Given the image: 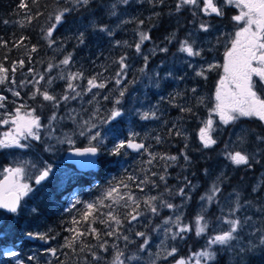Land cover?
<instances>
[{
	"label": "snow or ice",
	"instance_id": "snow-or-ice-1",
	"mask_svg": "<svg viewBox=\"0 0 264 264\" xmlns=\"http://www.w3.org/2000/svg\"><path fill=\"white\" fill-rule=\"evenodd\" d=\"M90 0H73L74 4L77 5H88ZM149 2L155 3V0H149ZM164 0H159V3H163ZM33 6H38L39 0H31ZM118 4L128 5L129 0H114V2L109 5V12L111 15H117ZM190 7L193 12V16L198 13H202L205 17H211L215 15L216 17H223L225 15V7L232 6L238 9V13L232 16V20L237 25V29L234 33L230 34L229 45L226 47L224 52V63L223 65L208 63L207 67L201 66L199 70H196V75L207 79L206 73L212 71L216 68H223V75L220 77L216 90H215V103L209 110V116L206 120L201 122L202 126L198 129V138L200 143L204 148H211L217 144V139L214 138L213 133L217 131L215 127V121L213 116L219 118V122L223 125L234 124L241 117H255L260 121L264 122V98L259 93H264V0H177L175 5L176 12H180L185 7ZM20 8L27 9L25 13V19L28 24L42 15L39 11L32 14L31 8H28L25 0H21ZM73 9L63 8L59 9L54 17L50 16V20H54L47 29H42L45 33V39L48 41L49 47L56 44V39L53 38V33L56 29L65 22L66 14L70 13ZM158 15V14H157ZM128 21H124L127 23ZM8 23V21H4ZM144 21L140 20L139 24H143ZM23 26V24H22ZM212 28L211 23L207 20L202 21L199 24L200 31L208 33ZM100 32L107 33L111 36L112 30L107 26H98ZM223 35V34H222ZM24 38H21L23 40ZM79 44H84L85 36L83 32H80L76 37ZM151 36L147 32L139 33V40L134 44L135 51L137 54H142L141 46L145 41L150 40ZM220 37H217V42H219ZM6 46L7 42H0ZM117 43H120L119 41ZM127 43V42H125ZM14 46L23 47L22 43ZM132 47V45H129ZM37 48L33 45L30 48V53L36 52ZM161 52H167V48H161ZM179 51L186 53L189 57L201 56L203 49L197 48L195 42H189L185 39L181 41ZM28 55V60L31 62V55ZM5 60L7 57L4 58ZM127 56H121L117 61L119 65V70L115 73V84L121 85L122 78L127 76V69L129 65L126 63ZM145 68L147 67L148 57H144ZM72 53H68L59 62V64L49 63L47 70L50 72L54 68H59L60 71L56 77L49 76L45 79L44 74H40L38 78L34 75L31 79L21 80L17 83L15 79V74L18 67L23 68L25 66V60L20 59L14 61L11 67H6L3 62H0V86H7V91L11 92L14 97H20L21 92L17 88H24L28 85L32 86V92L29 97L31 100H36L37 97L42 98V102H49L54 109H58L62 102L67 103L70 100H75L78 97H83L93 89H105L110 78H102L103 74L98 73L90 78H85L84 73L81 71L73 72L69 67L72 64ZM191 67V64L189 65ZM144 72L142 68L140 70ZM29 73H34L33 68L28 69ZM159 77V73L156 74ZM167 76H172V73H167ZM258 77L259 81H254L253 77ZM56 79L65 81V89L59 96L50 92L49 87L53 84ZM87 79L86 86H81L77 81ZM183 79V77H180ZM41 81L45 82V87L41 88ZM156 87H159V80L155 82ZM79 89V90H78ZM127 91V86L121 87L119 89V96L114 100V106L108 111L107 116L101 118L100 122L102 124H110L112 122H117L118 118L122 117L123 113L120 109L122 99ZM192 93L196 92V88L191 89ZM94 93L93 95H97ZM180 93L169 94V103L174 107H179L181 112L192 113L191 107H185L177 105L175 103L176 97L180 96ZM104 99H109L105 96ZM164 100L165 97H161ZM8 96L0 94V124L9 125V130L5 131L0 137V149H28L31 144L27 141L41 139V129L47 127L49 130V136L54 133L52 128V122L58 119L57 114L53 111L52 115L49 117V124L47 126L41 123V117L37 115V109L30 107L27 103H20L13 110H8L7 108ZM91 103V101H89ZM15 103V102H14ZM199 103H203L201 99ZM158 107L150 110L149 112H144L141 114V119H159L157 115ZM75 111V110H72ZM99 109L96 113L88 119L84 120L82 124L79 125L80 136H85L89 141V146L83 149L76 148L75 155L85 156L91 155L96 156L100 152L106 151L105 149V137L101 135L98 130V125L95 123ZM73 119L71 115L68 117ZM59 119H63L60 117ZM96 129L95 131H93ZM175 136H184V132L181 130L177 124L172 125V129L169 130V135L173 134ZM137 133H131L130 137L126 139H121L118 142H113V147L107 150V154L111 156H120L123 154L122 150L131 149L137 153L145 152L148 154L149 159L145 161L147 165H153V161H164V166L161 172L153 171L151 168H141L140 171L145 174L143 177H138L134 174H127L124 179H121L116 185H110L105 193L97 198V200L92 202H84V208L78 210V214L73 216L71 219V226L65 229L67 232L71 233L70 236L64 237V244L61 248L72 249L73 252L76 251L77 245H79V251L84 252L86 249L91 253L92 259L99 264L101 259L95 251H92L91 245L84 243L83 238L92 236L96 239L97 245L95 247L102 249L107 252L109 250V244L107 239H102V237H115L117 240L123 239L127 247V243L130 242L129 236L123 234L122 230L130 231L134 223H150L149 215L158 217L160 211L163 208L173 210L175 213L179 206L165 200L163 198L164 193H159L158 195H150L149 193L153 188H159V182H163L165 185V192L172 194V189L167 187V169L171 166L168 162H177L178 157L174 155L158 154L155 152H150L149 148L151 145H145L143 142H138L136 137ZM157 143L162 142L160 136L154 138ZM255 139L264 144V135H257ZM24 141V142H22ZM61 143L67 142L69 144H74L75 142L71 137H66L65 140H61ZM246 142V133L243 131L237 138V145H243ZM187 148V144H185ZM46 151H51L52 146H48ZM181 155L183 159L188 162L190 160L189 156L182 152ZM225 155L226 158L231 161L232 164L240 166L245 165L251 167L252 163H259L255 160L254 154H249L247 151L240 148L236 150L233 148L229 150L228 145H225ZM88 165H93L95 161L88 160L84 161ZM33 168L36 166L33 164ZM53 167L50 164H44L41 168L37 169L38 175L35 176V184L41 185L52 173ZM207 172V169H205ZM26 174V167L24 163L17 162L15 166H6L3 168L0 175L3 176L0 179V209H5L10 213L18 214L21 208V201L24 197L28 196L34 191V189L26 182H23V178ZM156 177L157 179H153ZM133 186L139 189L142 195H137L133 191ZM185 186L189 187L191 181L185 177ZM145 188L148 192H145ZM221 192L220 185L218 183H213L208 192L201 196V201H207L209 204L217 201V194ZM175 195L180 197L190 199L188 193L185 191V187L179 188ZM81 203L77 200L72 208L76 207V204ZM236 207L229 208L227 215H225L224 207L220 206V215L216 218L217 224H226V228H222L219 231L213 229L214 234L207 236L205 246L196 251L191 252L188 256H180L179 250L176 246L166 248L164 241L158 246L164 249L165 255L164 259L167 260L169 257L173 258V264H212L216 260L217 252L214 250V246H227L233 248L236 254L241 259L248 255L264 254V229H257L259 233L258 238L253 241L249 240L248 243L241 244L238 249H236L232 242L239 241L241 239V233L246 225H248L251 217H246L241 219L236 215L237 211L241 208L239 201V194H237ZM120 209H124L123 212ZM33 213L37 212L36 208L31 209ZM71 211V209H67ZM97 223L103 224L105 230L101 231L94 225ZM125 224L128 228L125 229ZM174 226L177 230L173 231ZM209 230V220L206 219L203 211L198 213L194 218V231L197 237L205 235ZM49 232H31L25 233L28 239H38L44 243H50L51 240L55 239L51 236ZM153 231H162L165 240L171 239L173 241L179 239L184 240L185 235L193 231L192 224H185L182 222V215L176 214L175 219L172 216L166 217L160 224H157ZM135 236L142 239V243L139 245V252L144 253L151 247V236L145 231H136ZM252 235H255L253 233ZM4 237V233H0V239ZM112 247L116 248V254L111 262V264H128L129 261L136 260L139 261L140 257L137 255L126 256L125 252L118 248L117 245L113 244ZM52 256H57L58 248H48L46 250ZM7 255L12 257H18L19 252L11 250ZM67 255V254H65ZM152 255L151 253L149 254ZM156 259L160 258V254H154ZM124 257V259H121ZM29 260H33L34 257L29 256ZM16 264H23L22 261L17 260ZM63 264V262H61ZM87 264V261H85ZM151 264H156V260L152 259Z\"/></svg>",
	"mask_w": 264,
	"mask_h": 264
},
{
	"label": "trees",
	"instance_id": "trees-1",
	"mask_svg": "<svg viewBox=\"0 0 264 264\" xmlns=\"http://www.w3.org/2000/svg\"><path fill=\"white\" fill-rule=\"evenodd\" d=\"M20 2L21 0H0V42H7L6 46L0 43V62H3L6 67L10 68L14 61L20 59L25 60V66L23 68L18 67L15 74L17 83L21 80L31 79L34 75L38 78L40 74H44L45 79L49 76L56 77L60 69L54 68L48 72L46 71L48 64H59L65 55L72 53L73 62L69 66L71 71H81L84 73L85 78H90L98 73H102V78H110L106 88L110 89L109 93L112 95L125 85L127 86L126 92L136 86L137 78H135V75H139L138 70L142 67L143 63V59L136 53L134 47V44L139 40L140 32H147L151 36V39L145 41L141 48L147 46L152 48L163 46L164 48L170 46L169 48H173L175 51L174 45L170 42L173 41L176 43L177 40L178 42L180 39L185 40V29L192 28L195 19L201 18L196 16L190 17L193 15L191 14L192 10L190 7H187L185 13H182L183 10L179 13L176 12L175 5L177 0H164L163 3H159V0H155V3L149 2V0H144L135 3L134 5L132 4L129 8L125 6L122 7V4H118L116 9L117 14L120 10H123L124 12L127 11L128 14L123 12L124 14L120 16V20L115 24L114 22L117 15L113 16L109 12V5H111L114 0H90L88 5H77L73 3V0H39L38 6H33L31 0H25L28 8H31L32 14H35L37 11L42 14L34 19L31 24H28L25 19L27 9L20 8ZM63 8H71L73 10L66 14L65 22H63L53 33V38L56 39L57 43L52 45V47H49L48 41L45 39V33L42 29H47V27L54 22V20H50L49 17H54L55 13ZM212 19L214 20V17H212L210 21H212ZM140 20H143L144 23L139 24ZM218 20L220 19H216V21ZM4 21H8V23H4ZM124 21L128 22L124 23ZM101 25L107 26L111 29L113 34L109 36L107 33L100 32L98 26ZM80 32L84 33V44H79L76 39ZM21 38L24 39L21 40ZM118 41L120 43H117ZM20 43L24 46H14ZM33 45L36 46L37 51L30 53V48ZM129 45H132V47H129ZM171 52L172 50L168 53L166 52L162 56H164V58L168 57ZM29 53L32 58L31 62L28 60ZM150 54L152 55L148 56H151V58L153 57V61L161 55L157 52ZM121 56H127L126 63L129 65V68L127 69V76L123 78L122 84L118 86L115 84V73L119 70L117 61ZM5 57H7L6 60L4 59ZM29 68H33L35 72L29 73ZM18 74H20L22 78L17 77ZM206 76L207 79H196V81H194L195 84L201 87V91L205 95L211 92L214 85V74H208ZM86 82L87 79H83L76 83H79L83 87ZM40 87H45L44 81H41ZM24 88H27V90L22 91L21 88H17V90L21 92V96L17 97V99H12L14 96L10 98L8 93V101L9 99L12 101H28L30 107L37 109L36 114L41 117L42 122L44 116L53 109V106L49 102H42L41 97H37L36 100L29 99L33 90L32 86L28 85ZM64 89L65 81L60 79H56L49 87V91L58 96L64 92ZM184 94L187 96V92H184ZM191 94L195 97L194 93ZM199 101V99H194V101H175L177 105L191 107L193 110L192 113L181 112L179 107H174L169 101H163L159 104L161 114L158 119L163 126L158 129L148 130V136L152 137V139L149 140L147 138L148 136L135 132L138 134L136 137L138 142H143L146 146L151 145L149 148L150 152L170 156L179 155V161L177 160L175 163L168 162L171 166L167 169L166 178L168 176L174 177L176 174L175 177L192 173L189 178L201 180V178L198 177L199 171L206 168L207 161L210 160L209 154L207 156L204 151L199 152V148L195 144L196 141L194 139L196 126L193 124V118L194 116L202 117L204 113V109L200 106L202 103H199ZM135 123L134 120L133 124L135 125ZM174 123L181 128L184 132V136H175L174 129L173 134L169 135V130L172 129ZM199 123L200 121L198 124ZM122 127L123 125L121 128ZM263 130L264 128L261 129V132H263ZM260 133L256 131L254 134L261 135ZM156 136L162 138L161 143L156 142L154 139ZM128 137H130V135L125 132L116 131L115 129L110 136H106L104 141L106 151L100 152L96 155V168L93 173V175H95V180L91 181L90 178L87 180V176H75V178H73L74 181H70L61 191L59 190V192L52 193V195H56V199L51 204L44 207L43 205L37 207L38 215H31L34 222H31L32 220L29 221L30 218L26 219L21 215L17 216L20 217V221L19 218L16 217L18 225H21L24 221L26 224L28 223L25 226L23 225V229L27 232H49V230H51L49 234L54 236L55 239L51 240L49 245L51 248L59 249L57 256H52L48 253L46 251V243L41 240L39 241L40 247H35V245L30 255L27 254L26 250L22 251V246L27 243V241L23 239L18 240V242L10 240V243H7L9 240L6 241L0 239V249L4 246L14 248L15 251L20 253L18 257L23 264H61V262H63V264H85L84 260H80L89 252L87 249L84 252H80L79 245H77L76 251L73 252L72 249L60 247L64 244V237L71 235V233L67 232L65 229L71 226V219L78 214V210L84 208V202L97 200V198L105 193L110 185H116L121 179H124L127 174H134L142 178L145 173L140 171L141 168H151L153 171L157 172H161L163 169L164 161L157 160L153 161V165H147L145 161L149 159V157L145 152L130 153L124 149L122 150L123 154L120 156H111L107 154V150H110L113 147V142H118L119 140ZM80 139L81 137L76 141L77 144L74 143L71 145L80 146L84 145L83 143L89 145V142H82ZM182 142L189 144L190 146L185 148ZM249 142H251V144L249 143L247 146L250 149L252 145L255 146H252V148L259 149L261 147V143L258 141H250L249 139ZM212 147L215 149L210 152L211 155L216 151L218 152L220 145H214ZM181 151L186 153L190 158L186 164L181 163ZM180 165L181 167L177 168V166ZM254 170H256V164L254 163H252L251 167L245 165L235 166L232 170L233 174L219 182L221 192L226 190V187L229 186L228 190L235 191L241 196L249 187ZM110 176L111 178L109 179L108 177ZM153 179L157 178L153 177ZM158 183L159 188H155L151 192L163 190L161 182L158 181ZM146 189L147 188H145V190ZM133 191L136 192L137 195H142L139 192V189H136L134 186ZM62 194L65 199L67 198V200L69 199V201L72 202L70 207L68 205L67 207L54 205L58 200H61L60 195ZM193 198L194 196L186 207L182 220L189 217L188 212L190 211V208L193 209L194 206ZM77 200L81 201V203L76 204V207L72 208V205ZM67 209H71V211H67ZM120 211L123 212L124 209H120ZM204 215L210 222L215 219L217 213H214V211L209 209ZM210 216H212V218H209ZM159 218L160 219L149 215V220L151 221L153 219L150 223H142L145 227L135 223L133 230H130L129 232L132 233L138 231V229H142L141 231H145L151 236L154 227L157 225H155L154 221L159 223L163 221L161 215ZM33 224L36 226H33ZM94 226L101 231L105 230L103 224L97 223ZM126 227L127 224H125V229H127ZM37 228L39 230H37ZM209 230L203 235V237L199 238L200 242L201 240L206 239L205 237L211 233ZM123 232H125V230ZM196 237L195 232L192 231L185 235L184 240L177 239L173 241L179 250L180 256H186L189 252L195 250L197 244ZM102 239H107L108 243L111 242L109 237H102ZM83 240L84 243L93 246L94 250H98V248L95 247L97 241L94 237L88 236L83 238ZM17 245L21 246L18 247ZM214 250L217 252V257L212 264H225L222 251L219 250L217 246H214ZM29 256L34 257V259L29 260ZM252 258L253 257L251 256L246 257V264H252ZM262 260V262L256 264H264V254H262ZM85 261H87V264H94V261L89 258H85Z\"/></svg>",
	"mask_w": 264,
	"mask_h": 264
},
{
	"label": "rangeland",
	"instance_id": "rangeland-1",
	"mask_svg": "<svg viewBox=\"0 0 264 264\" xmlns=\"http://www.w3.org/2000/svg\"><path fill=\"white\" fill-rule=\"evenodd\" d=\"M144 0H129L128 5L122 4V7H131V5L135 3H139ZM226 8H229L231 10L230 13H227L223 17H216L215 15L211 17H205L201 16V14H197L196 17H201L198 19H195L192 25H194L192 28L185 29V39L189 40V42H195V46L197 48L203 49L201 56L196 57H189L186 53L180 52L179 47L181 40L175 43L171 41L170 43L174 45L175 51L173 48L164 47L167 48L168 52H171V54L168 55V57L162 56L166 52H161L160 49L163 48V46H158L157 48L152 47H145L142 48V54H139L140 57L143 59L142 67L138 70L139 75H135V78H137V83L135 88L129 90L125 93V96L122 99V103L119 106L123 115L122 117L118 118L117 122H112L110 124H102L100 122L101 118L107 116L108 111L112 109L114 106V100L119 96V91H117L115 94L109 93V88L105 89H93L92 92L87 93L83 97H78L75 100H70L67 103L62 102L60 107L58 109H52L50 112H48L44 118L42 119V124L47 126L49 124V117L52 115L53 111L56 112L58 119L56 121L52 122V128L54 129V133L49 136V130L47 127L41 129V139L39 141L36 140H29L28 143L31 144V147L28 149H0V160L1 158L6 157V163L8 166H15L17 162L24 163L26 167V174L23 178V182L28 183L29 185L32 183V188L35 189L34 192H37L38 190H41L40 188L42 186H37L35 184V176L38 175L37 169L41 168L44 164H48L49 162L46 160L41 159L39 161L38 159L43 154H48L50 156V159L52 162L50 163H56L57 155L61 149H67L69 147V143L64 142L61 143V140H65L66 137H71V139L74 141H77L80 137V141H88V139L85 136H80L79 131L80 127L79 125L83 123L84 120H88L93 113H96V110L99 109V112L97 114V118L95 119V123L98 125V130L101 132V135L103 137L110 136V134L113 133V130L125 132L128 135H131L133 132L142 133L144 136H148L149 132L148 130H154L161 128L163 125L158 121V119H147L143 120L141 119V114L144 112H149L150 110H153L154 108L158 107L157 115L160 117V106L159 104L163 101H169L168 95L180 93V96L176 97L175 101H194L192 97V88H196V92L201 90V87H199L197 84L194 83V81L204 79L203 77L197 76L196 70H199L201 66L207 67L208 63L213 64H219L223 65L224 63V52L226 50V47L229 45V39L230 34L235 32L234 28L227 27L226 24L232 23V16L238 13V9L232 6H226ZM191 9V8H190ZM183 12L187 10V6L182 9ZM181 10V11H182ZM192 10V9H191ZM233 10H236L233 12ZM120 10L116 16L115 23H117L118 20H120V16L124 13H127V11ZM130 12V11H129ZM193 12V10H192ZM191 12V14H192ZM128 14V13H127ZM191 15L190 17H192ZM214 17V20L210 22V19ZM220 19L216 21V19ZM223 20H222V19ZM192 19V18H191ZM207 20L211 23L212 28L208 33H204L200 31L199 24L202 21ZM226 22V23H225ZM218 24V25H217ZM188 26V24H187ZM190 26V24H189ZM186 27V26H185ZM223 34V35H222ZM217 37H220L219 42H217ZM154 49V50H153ZM160 53L161 55L159 58L157 57L156 60L153 61V57L148 55H152L150 53ZM176 52V53H175ZM148 57L147 61V67L145 68V61L144 57ZM191 64V67L189 65ZM144 69V72H141V69ZM56 72V71H53ZM171 72L172 76H167V73ZM58 73V72H56ZM159 73V77L156 76V74ZM208 74H215L216 78L214 79V83L216 80L218 81L220 77L223 75V68H216L212 71H209L206 73ZM17 77L22 78L20 74L17 75ZM180 77H183V79H180ZM218 77V79H217ZM123 80V78H122ZM159 80V87L154 86L155 82ZM87 84V82H86ZM85 84V86H86ZM118 87V86H117ZM22 91H26L27 88H21ZM79 90V89H78ZM213 90V89H212ZM212 90L209 94L199 95L196 96V99L203 100L206 102H203L202 105H200L204 109V113L202 117L194 116V125L196 126L195 129V144L199 148L200 151H204L205 154H209L210 160L207 161L206 168L199 171V176L201 180H194L191 177L192 173L189 174H183L179 175L178 177H171L168 176L166 178L167 180V187L172 189V194L165 192V185L163 182H161V185L163 187L162 191H156V192H150V195H158L159 193H164L163 198L165 200H168L169 202L179 206L177 211L174 213L173 210L163 208L160 211V215L165 219L166 217L172 216L173 219H175L176 214L184 215L185 209L188 206L189 202L191 201L192 197L194 196V206L193 209L190 208V211L188 212L187 218L182 220L185 224H192L194 229V218L198 213H205L207 210H212L214 213H217L215 216V219L213 221L209 222V228H210V234H214L213 229L216 231L221 230L222 228H226V224H217L216 218L220 215V206L224 207L225 215H227L229 208H235L236 207V199L237 194L235 191L228 190V187H226V190H223L219 194H217V201L213 202L212 204H209L206 200L201 201L200 197L204 196L208 190L211 188L213 183H218L227 178L228 176H231L233 174V168L237 165H234L226 158L225 155V145L227 144L229 147V150H232L235 148L236 150H240V148H243V150L247 151L249 154H254L255 160H258L259 163L256 164V170H254L251 177V181L249 183V187L247 190L240 196L239 195V201L241 204V208L237 211L236 215L239 216L241 219H244L246 217H251V220L249 221L248 225H246L241 233V239L239 241H233V246L238 249L241 244H247L248 241L251 239L255 241L259 233L256 231L257 229H264V144H261V147L259 149L252 148L251 149L247 146L250 141H257L255 137L257 136L254 134L256 131L261 132V129L264 128V122L260 121L258 118L257 120H254L255 117H241L239 120H237L234 124L231 125H223L219 122V118L216 116H213V119L215 121V127L217 128V131L213 133L214 138L217 139L216 146L220 145V148L218 149V152L216 151L213 155L210 154V152L213 151V147L211 148H204L202 144H200L199 138H198V129L200 126H202L201 122L203 120H206L209 116V110L214 105L215 101H208L210 99H213ZM184 92H187L184 94ZM195 92V93H196ZM10 95V98H12V93L7 91V86H0V94H7ZM94 93H98L97 95H93ZM105 96H108L109 99H104ZM161 97H165L164 100H161ZM17 99V97H14L12 99ZM167 99V100H166ZM91 101V103L89 102ZM106 101V102H105ZM38 102V101H37ZM105 102V103H104ZM18 104H15L13 109L18 106ZM34 106V105H33ZM75 110V111H72ZM0 111H3L0 109ZM69 115L73 117V119H69ZM60 117H63V119H59ZM135 120V125L133 124ZM200 123L198 124V122ZM123 127L121 128V126ZM9 125H3L0 124V137H2V134L5 131L9 130ZM133 127V128H132ZM132 128V129H131ZM119 129V130H118ZM94 129L93 131H95ZM246 133V142L243 145H237V138L240 135L241 132ZM261 135H264L263 132L260 133ZM187 135V134H186ZM185 135V136H186ZM149 140L152 139V137H147ZM46 140H48L46 142ZM24 142V141H22ZM183 143V142H182ZM37 148H34V146ZM185 146V143H183ZM48 146H52L51 151H46L45 149ZM187 146H190L187 144ZM255 147V146H254ZM182 151L180 152L181 155ZM178 161H179V155ZM206 157V156H205ZM208 160V159H207ZM181 163H185L186 161L183 159V156L181 155ZM35 165L36 167L33 168L32 165ZM5 165V164H4ZM52 165V164H50ZM58 169H63L61 172L59 170H56L57 172V178L55 177L54 180L56 183L61 186L65 179L71 175L70 170L71 168L67 169L66 167H61L62 165L57 164ZM53 167V165H52ZM180 166H177V168H180ZM205 169H207V172H205ZM0 172H2V168L0 169ZM52 173H50L51 176ZM185 177L189 181H191V185L189 187L185 186ZM109 179L111 178L108 177ZM35 187V188H34ZM38 187V188H37ZM40 187V188H39ZM185 187V191L188 193V196H190V199H186L183 197H180L178 195H175V192L181 188ZM153 188L152 190H154ZM151 190V191H152ZM145 192H148V189L145 190ZM31 194V193H30ZM29 194V195H30ZM71 194V193H70ZM69 194V195H70ZM27 208L33 209L36 207H32L31 204H27ZM4 212V211H3ZM34 213L27 215L24 214V218L29 219L31 221L32 216ZM159 215V216H160ZM22 216V217H23ZM158 216V219H160ZM213 216V215H212ZM210 216L209 218H212ZM19 218L20 221V217ZM14 219V223L16 220V225L18 224V220ZM162 219V220H163ZM153 220V219H152ZM151 220V221H152ZM156 220V219H155ZM31 222H34L33 220ZM25 221L17 228L22 227L23 225H27ZM156 224H160L159 222H155ZM135 225V223H134ZM133 225V227H134ZM33 226H36L33 224ZM140 226L145 227L144 224L140 223ZM170 227H173V231H176L177 229L174 226L169 225ZM133 227L131 230H133ZM128 228V226L126 227ZM155 228V227H154ZM142 229H138V231H141ZM124 231V230H122ZM194 231V230H193ZM129 231L123 232V234L129 236L130 242L127 243V247H125L126 242L123 239L117 240L115 237H109L111 242H109V250L107 252L103 251L102 249H99L96 251L92 247V251H95L98 253L97 255L101 257L99 264H111L117 249L112 247L113 244L117 245L119 249L123 250L125 252L126 256H133L137 255L140 257L139 261L132 260L129 261L128 264H151V260L155 259L156 264H173V258L169 257L167 260L164 259V249L158 247L161 244V241H164L165 247L170 248L172 246H175V243L170 238L165 240L164 234L162 231H153L151 234V247L146 252L141 253L139 252V245L142 243V239L140 237H137L134 235L135 232L128 233ZM195 232V231H194ZM255 233V235H252ZM208 234V235H210ZM207 235V236H208ZM206 239L199 240L200 237L197 238V244L195 250H192L191 252H196L200 249H202L207 240ZM203 237V236H201ZM40 241V240H39ZM31 243H33V240H30ZM35 245L38 246L39 242H35ZM218 249L222 251L225 259V264H246V257L251 256L253 257L251 260H253L251 263L256 264L262 262V254H255V255H248L246 257H243L242 259L237 256L236 251L233 250V248H229L227 246H219L217 245ZM47 249V248H46ZM88 251V250H87ZM9 250L5 249V247L0 249V257H4ZM191 252H189L186 256H188ZM152 254L151 256L149 254ZM156 253L160 254V258L156 259L155 255ZM185 256V257H186ZM8 258H10L8 256ZM12 257V261H13ZM85 258H89L90 260L94 261L92 259L91 253H86V256H83V258L80 261L85 262ZM121 259H124V257H121ZM17 260H14V264H16ZM96 261H94V264Z\"/></svg>",
	"mask_w": 264,
	"mask_h": 264
},
{
	"label": "flooded vegetation",
	"instance_id": "flooded-vegetation-1",
	"mask_svg": "<svg viewBox=\"0 0 264 264\" xmlns=\"http://www.w3.org/2000/svg\"><path fill=\"white\" fill-rule=\"evenodd\" d=\"M224 11H226L227 15H228V13L231 12V10L229 8H226V7H225ZM234 11H236V10H233V12ZM199 14H201V16H203L202 13H199ZM226 25L229 28H234L235 30L237 29V25L235 24L234 21H232V23L228 22V24H226ZM215 78H216V75L214 74L213 79H215ZM217 79H218V77H217ZM253 79H254V81H259L258 77L254 76ZM218 81L216 80V82L214 83V85L212 87V89H213L212 90L213 99H210L208 101H215V99H214L215 90H216V86H217ZM259 94L262 96V98H264V93H259ZM194 95H195V97L192 96L193 100L194 99L197 100L196 96L204 95V93L201 90H199L196 93H194ZM22 102L27 103V104L29 103L28 101H8L7 102V108H8V110L11 111V110H13V107L15 106V104H18V103L20 104ZM254 120L258 121L257 118H254ZM47 141L48 140H46V142ZM74 142H75V144H77L75 140H74ZM83 144L84 145H80V146L69 145V147L67 149L63 148V149L60 150V152L58 154H56L57 155V158H56V163L57 164L62 165L61 167H66L67 169H69V168L72 169V170H70L71 175L65 179L64 183L61 186H59L56 183L54 178L55 177L57 178L56 170H59V172H61L63 169H58L59 166L57 167V164L50 163V162H52V160L50 159V156L48 154H44V155L42 154L41 155V157L38 160L41 161V159L43 158V160H46V161L49 162L48 164H52L53 165V170H52L53 174H51V176H49L44 182H42V184L40 186L43 185V187H41V188L39 187L41 190H38L37 192L33 191L30 195H28V196H26V197H24L22 199L21 208H20L18 214H13V213H10L8 211H4L3 212L2 210H0V233H4V237L2 239L6 240V241L9 240V241H7V243H10V240H14L15 242H18V240H21V239L26 240L27 243L22 246L23 247L22 251L26 250L27 254L30 255L31 252L33 251L34 246H35V242L36 241L39 242V240L38 239H33V241H34L33 243L28 241V239L25 238V236H26L25 233L27 231L25 229H23V226L17 228V226H19V225L18 224L16 225V220H15V223H14V219H16V217L18 215L23 216L26 213H27V215L32 214L31 209L27 208V204H31V206L32 207H36V209H37L38 206L43 205V207H44V206H48L49 204H51L53 201H52V195L49 193L50 189L51 188H61L65 183L68 184L69 181L73 180V178H75V176H83V177L87 176V180L89 178H90L91 181L95 180V175H93V173L95 172L96 164H95V167L93 169L86 170L85 172H77V171H75L73 169V167L70 164H67V163H65L62 160L63 155H64V153L66 151H68L70 149H73V148H83V147H88L89 146V145H86L87 143H83ZM33 146H34V144H33ZM34 148H37V147L34 146ZM6 161H7L6 157L3 156V158H1V160H0V169L2 168V170H3L4 167L8 166ZM95 161H96V156H95ZM1 177H2V175H0V178ZM30 186H32V183L30 184ZM37 186H39V185H37ZM60 198L64 199L63 194L60 195ZM69 203H70V201H69ZM37 213H38V209H37V212H35L34 214H37ZM37 230H39V229L37 228ZM15 244H18V243H15ZM19 244H22V243H19ZM17 246L19 247L21 245H17ZM24 246H25V248H24ZM4 247H5V249H7L9 251L15 250L14 248H11V247H6V246H4ZM35 247L39 248L40 246L38 245V246H35ZM46 248L47 249L50 248L49 243L46 244ZM14 260H20L21 261V259L19 257H14L13 261H12V258L9 259L8 255L6 254L4 257H0V264H2L4 261L5 262L3 264H14ZM6 262H8V263H6Z\"/></svg>",
	"mask_w": 264,
	"mask_h": 264
},
{
	"label": "water",
	"instance_id": "water-1",
	"mask_svg": "<svg viewBox=\"0 0 264 264\" xmlns=\"http://www.w3.org/2000/svg\"><path fill=\"white\" fill-rule=\"evenodd\" d=\"M86 148V147H83ZM80 148V149H83ZM76 148L70 149L68 151H66L63 155L62 160L67 163L70 164L73 169L77 172H84L86 170H90L92 168H94L96 161H95V156H91V155H85V156H77L75 155V150ZM129 152H132L133 150L131 149H127ZM88 160H92L95 161V163L93 165H88L86 163H83L84 161H88ZM3 176L0 178L2 179ZM2 211H7L5 209H0ZM28 239V238H27Z\"/></svg>",
	"mask_w": 264,
	"mask_h": 264
},
{
	"label": "bare ground",
	"instance_id": "bare-ground-1",
	"mask_svg": "<svg viewBox=\"0 0 264 264\" xmlns=\"http://www.w3.org/2000/svg\"><path fill=\"white\" fill-rule=\"evenodd\" d=\"M210 22H211V21H210ZM210 22H209V23H210ZM183 26H184V25H183ZM9 101H12V100L9 99ZM173 117H174V116H173ZM191 117H192V116H191ZM194 118H195V117H194ZM194 118H193V119H194ZM192 147H193V146H192ZM195 149H196V147H195ZM126 150H127V149H126ZM127 151H128V150H127ZM128 152H129V151H128ZM130 153H136V152H135V151H132V152H130ZM94 167H95V166H94ZM92 169H93V168H92ZM84 172H85V171H84ZM72 181H74V180H71V182H72ZM69 182H70V181H69ZM69 182H68V183H69ZM65 185H67V183H65L61 188H51L50 191H49V193L52 195V193L59 192V190H61L63 187H65ZM55 197H56L55 194L52 195V199H53L52 201H54V200L56 199ZM66 200H67V198H66V199L64 198V199L58 200V202H57L56 204L54 203V205H55V206H61V205H62V206H65V207H67V205H68V206L70 207L72 202L69 203V199L67 200V202H66ZM25 238L27 239V236H25ZM31 240H33V239H31ZM28 241H30V239H28ZM3 246H4V245H3ZM97 254H98V253H97ZM9 259H10V258H9ZM4 262H5V261H4ZM4 262H3V263H4ZM3 263H2V264H3ZM6 263H8V262H6Z\"/></svg>",
	"mask_w": 264,
	"mask_h": 264
}]
</instances>
